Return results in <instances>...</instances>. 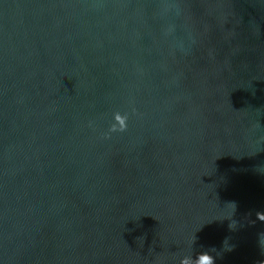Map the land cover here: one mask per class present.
<instances>
[{
	"label": "water",
	"instance_id": "95a60500",
	"mask_svg": "<svg viewBox=\"0 0 264 264\" xmlns=\"http://www.w3.org/2000/svg\"><path fill=\"white\" fill-rule=\"evenodd\" d=\"M258 214L264 0H0V264H264Z\"/></svg>",
	"mask_w": 264,
	"mask_h": 264
},
{
	"label": "clouds",
	"instance_id": "9594fccd",
	"mask_svg": "<svg viewBox=\"0 0 264 264\" xmlns=\"http://www.w3.org/2000/svg\"><path fill=\"white\" fill-rule=\"evenodd\" d=\"M123 130H127L126 124L124 125ZM258 219L264 222V214H258ZM259 243L260 246L264 248V233L260 235ZM182 264H215V258L209 254V252L205 251L199 253L195 259H193L191 256L185 257V261H182Z\"/></svg>",
	"mask_w": 264,
	"mask_h": 264
}]
</instances>
